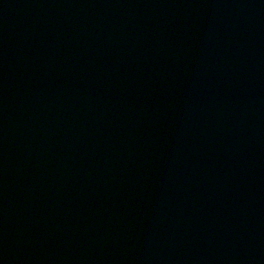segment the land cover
Here are the masks:
<instances>
[{
    "label": "water",
    "instance_id": "water-1",
    "mask_svg": "<svg viewBox=\"0 0 264 264\" xmlns=\"http://www.w3.org/2000/svg\"><path fill=\"white\" fill-rule=\"evenodd\" d=\"M0 264H264V0H0Z\"/></svg>",
    "mask_w": 264,
    "mask_h": 264
}]
</instances>
